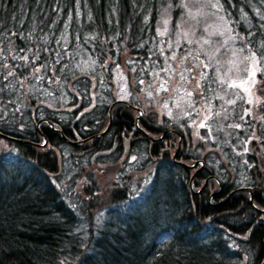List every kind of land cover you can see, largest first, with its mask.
<instances>
[{
	"label": "trees",
	"instance_id": "obj_1",
	"mask_svg": "<svg viewBox=\"0 0 264 264\" xmlns=\"http://www.w3.org/2000/svg\"><path fill=\"white\" fill-rule=\"evenodd\" d=\"M185 1L0 0V264L262 263L264 55L258 110L205 104L233 118L232 132L207 126L194 142L199 113L176 109L173 78L166 109L149 91L155 62L188 55L176 34ZM219 3L236 46L263 54L264 0ZM121 97L130 105L111 107ZM80 169L88 195L109 174L128 188L85 203L67 188Z\"/></svg>",
	"mask_w": 264,
	"mask_h": 264
},
{
	"label": "rangeland",
	"instance_id": "obj_2",
	"mask_svg": "<svg viewBox=\"0 0 264 264\" xmlns=\"http://www.w3.org/2000/svg\"><path fill=\"white\" fill-rule=\"evenodd\" d=\"M216 2L217 0H211V3L208 0L185 1L184 15L179 22L176 34L182 37L187 47L189 44V48L186 50L188 51V55H181L173 51L162 57L160 61L155 62L160 63L161 66L160 69L158 68V70L153 72L159 78L156 81H152L149 85V91L151 96H153L151 100L155 103V110H164V107L166 109L167 105L164 104H168L170 88L175 85L177 87L176 93L181 94L174 101L179 113L187 112L190 108H195L198 111V120L191 121V123H195L191 131L194 142L196 139L200 140L206 134H201V130L207 126L212 127L217 125L225 133L229 132L228 134H230L232 132L233 125L231 124H233V118L227 116L226 113L221 114L223 112L212 114L210 110L205 109L207 108L205 104H225L233 110L234 113L231 112V114L233 113L232 115L238 118L242 107L241 105H236L238 102V104H243V117H245L247 106H250L253 110H258L257 105L261 104L262 99L261 82L263 80L262 76L259 75L262 72V68L258 62L262 52L256 56L257 63L255 65L250 63L248 65V62L244 59L246 52L236 46L238 44L237 38L233 36V29L230 20L227 18V14L222 10L220 3L219 7L212 6ZM166 13V11H162L161 16H165ZM194 52L196 53L194 54ZM196 54L197 57L194 58ZM203 60L208 64L210 70L207 71L208 75L206 76L200 74V68L202 69V65L204 64ZM85 61L87 65L90 64L88 58H85ZM260 63H264V57ZM91 65H93V62H91ZM169 67L173 68L172 74H170ZM237 67L238 70L233 71ZM249 67V72L245 73L244 69ZM251 71L255 72L254 77L250 75ZM120 72L125 74L126 72L130 73L126 81L130 79L133 83L134 80L131 77L134 73L132 74L131 70L123 67L120 69ZM169 76L173 78V85L170 86L169 91H165L164 86L165 84L168 85V83L163 80ZM245 78H247L246 83L244 82ZM220 80H224L226 83L221 85ZM162 81L165 84H162ZM232 82H235L239 86L229 87L228 84ZM161 85H163V88ZM130 86L126 85V88ZM213 96L216 98V102H212ZM249 101L251 102L249 103ZM255 114L256 111H254ZM253 119L255 120V117ZM201 122L205 123L204 128L199 127ZM5 146V143H0L1 148H6ZM178 147H182L180 143L177 144ZM56 157L58 159L60 156L57 154ZM95 159L93 157L91 162L95 163ZM194 170H192L193 173L196 172ZM71 179L73 183L66 181L69 183L67 188L74 190L72 193L79 194L81 199L85 198L86 200H82L85 203H88L95 193L99 195L98 204L105 202L115 190L128 188L127 180L125 184L114 185V177L109 174L108 176L98 177L99 182H101V184L99 183L100 186L96 187L92 185L95 186L93 189L97 190L94 191L93 195H88L87 191L81 189V169ZM245 190H251L249 196L252 198V189ZM255 223L258 224L257 219ZM262 263L264 264V259Z\"/></svg>",
	"mask_w": 264,
	"mask_h": 264
},
{
	"label": "snow or ice",
	"instance_id": "obj_3",
	"mask_svg": "<svg viewBox=\"0 0 264 264\" xmlns=\"http://www.w3.org/2000/svg\"><path fill=\"white\" fill-rule=\"evenodd\" d=\"M208 2L211 3V0H208ZM212 6L213 7H219V0H217L216 4H213ZM163 24H164V30L159 32V35L160 36H164L166 34V32H167V24H168L167 19L163 20ZM262 55H264V54H262ZM244 59L247 60L252 65H255L257 63V61H256V54L255 53H253L251 56H245ZM236 70H238V67L235 68V69H233V71H236ZM37 71H39V69H37ZM244 71L245 72H249V69L248 68H245ZM9 75H11V73H9ZM250 75L254 77L255 76V72L254 71H251L250 72ZM244 82L245 83L247 82V78H245ZM21 83H22V81H21ZM220 83H221V85H224L226 82L224 80H220ZM228 86L229 87H237L239 85H237L235 82H232V83H229ZM161 87L163 88V85H161ZM164 90L167 91L166 88H164ZM189 95H191V93H189ZM121 98L123 99L124 97H121ZM250 102L251 101H249V103ZM199 127L200 128H204L205 127V123L204 122H201L199 124ZM132 159L135 160V157H133ZM0 163H2V161H0Z\"/></svg>",
	"mask_w": 264,
	"mask_h": 264
},
{
	"label": "water",
	"instance_id": "obj_4",
	"mask_svg": "<svg viewBox=\"0 0 264 264\" xmlns=\"http://www.w3.org/2000/svg\"><path fill=\"white\" fill-rule=\"evenodd\" d=\"M263 264V263H262Z\"/></svg>",
	"mask_w": 264,
	"mask_h": 264
}]
</instances>
